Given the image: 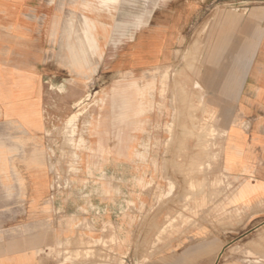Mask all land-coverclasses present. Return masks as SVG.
<instances>
[{"label": "rangeland", "instance_id": "obj_1", "mask_svg": "<svg viewBox=\"0 0 264 264\" xmlns=\"http://www.w3.org/2000/svg\"><path fill=\"white\" fill-rule=\"evenodd\" d=\"M73 1H60L61 28L79 26L78 10L70 11ZM202 3L193 6L202 12L238 6L232 0ZM148 7L142 3L141 12ZM199 22L197 17L187 21L171 57L153 67L107 68L94 52L83 78L65 44L56 56L47 53L46 60L56 59L48 71L55 78L47 80L45 127L30 151L50 172L45 200L50 219L65 229L61 236L71 237L58 244L54 262L144 264V257L195 231L219 234L223 258L245 254L242 243L252 236L254 254L247 252L244 259L264 264L260 203L235 205L241 194L234 195L235 178L222 164L228 121L199 83L206 55ZM122 38L126 47L130 37ZM87 93L88 100L73 106ZM74 112L79 116L70 136L64 122Z\"/></svg>", "mask_w": 264, "mask_h": 264}, {"label": "crops", "instance_id": "obj_2", "mask_svg": "<svg viewBox=\"0 0 264 264\" xmlns=\"http://www.w3.org/2000/svg\"><path fill=\"white\" fill-rule=\"evenodd\" d=\"M60 1L0 0V264H63L52 255L71 238L61 236L65 229L50 219L45 202L50 172L30 151L45 127L47 80L55 78L48 71L56 59L46 60L47 53L56 56L65 44L71 65L83 78L94 52L107 68L153 67L168 61L187 21L195 17L201 20L206 52L199 83L228 121L222 164L235 178L234 195L241 194L235 205L260 203L264 227V0H232L237 7L209 12L193 6L202 0H74L70 11L79 12L77 28H61ZM110 2L111 9L103 10ZM142 3L149 6L145 12ZM120 36L130 37L126 47ZM74 115L79 113L65 120V131ZM251 237L242 243L245 254L223 258L219 234L187 231L144 257V264H258L244 259L247 252L254 254L256 238Z\"/></svg>", "mask_w": 264, "mask_h": 264}, {"label": "bare ground", "instance_id": "obj_3", "mask_svg": "<svg viewBox=\"0 0 264 264\" xmlns=\"http://www.w3.org/2000/svg\"><path fill=\"white\" fill-rule=\"evenodd\" d=\"M193 61H194V60H193ZM89 97H90V94L87 93V94L85 95L84 99H82V100H80V101L77 102V105H76V106H78L80 103H83L84 101L88 100ZM211 115H212V114H211ZM76 120H77V115H74V116H72V117L70 118V120H69V122H68V124H67V129L69 130L70 134H72V133L74 132L75 128H76V123H77ZM226 131H227V129L224 128V129H223L224 136H225V134H226Z\"/></svg>", "mask_w": 264, "mask_h": 264}]
</instances>
